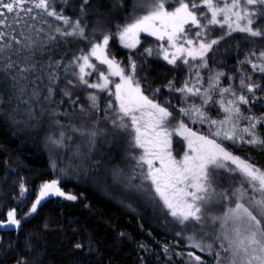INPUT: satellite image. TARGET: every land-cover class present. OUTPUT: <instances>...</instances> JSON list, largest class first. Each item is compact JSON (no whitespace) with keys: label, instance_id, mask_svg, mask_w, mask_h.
<instances>
[{"label":"snow or ice","instance_id":"obj_1","mask_svg":"<svg viewBox=\"0 0 264 264\" xmlns=\"http://www.w3.org/2000/svg\"><path fill=\"white\" fill-rule=\"evenodd\" d=\"M234 33L243 34L249 47L241 59L237 44L236 63L224 71L217 56ZM141 34L159 44L143 47ZM117 42L128 50L127 64L117 59ZM159 61L177 75L159 87L137 78ZM217 64L221 70L212 67ZM248 66L264 80V0H0V118L31 129L34 110L27 107L21 118L22 104L43 96L72 112L78 106L83 120L71 125L73 135L57 120L59 133L46 137L57 152L80 137L71 158L75 167L69 164L71 172L61 174L110 179L165 232L204 254L188 251L186 264H264V167L232 150L264 152V112H253L264 84L253 81ZM101 141L110 149L125 146L127 175L118 164L102 173L106 162L96 155ZM175 143L183 145L180 151ZM30 196L21 180L16 206L0 219V230H20L51 197L78 200L61 179L44 181L20 217ZM2 241L0 235V264H6L14 247ZM139 247L142 264L153 254L159 260L147 244ZM163 252H170L167 241Z\"/></svg>","mask_w":264,"mask_h":264},{"label":"trees","instance_id":"obj_2","mask_svg":"<svg viewBox=\"0 0 264 264\" xmlns=\"http://www.w3.org/2000/svg\"><path fill=\"white\" fill-rule=\"evenodd\" d=\"M151 40V38L142 39L143 47H152L154 44ZM244 40L243 34L234 33L232 38L222 44L217 56V62L224 61L222 70L233 69L237 57L235 51L237 44H240V58H243L244 51L249 47L245 45ZM143 47L140 51H143ZM260 47L261 45L257 44V48ZM76 48V45H72L73 51ZM116 49L119 53L117 59L127 64L128 50L122 49L118 42ZM146 67L149 70L140 72L137 78L142 79L146 76L152 87L165 85L168 79L177 75L170 71V66H166L163 61L151 62ZM212 67L221 70L218 64ZM248 70L254 82L264 84L259 73L252 72L250 66ZM186 74V69L180 73L181 81ZM44 83L46 84L47 81L45 80ZM236 83L238 84L239 81L237 80ZM224 84H227L226 80ZM41 87L43 88L44 85L42 84ZM145 94L151 96L147 83ZM43 95H47L46 90ZM257 95L260 100L253 108V112L259 116L264 112L262 107L264 93L258 92ZM102 96L107 97V93ZM164 98L167 97L162 99ZM25 99L28 97L26 96ZM59 99V95L54 98L56 102ZM105 102L106 100L102 98L101 105L103 106ZM173 103L175 104V101ZM27 107H32L35 115L31 129H25L22 124L15 127L0 118V219H4L6 212L16 206L21 180L31 190V196L28 203L19 211L20 217L28 211L40 184L44 181L61 179L64 189L74 192L78 200L68 202L62 198L51 197L44 202L38 214L22 224L20 230H0V235L3 236L2 243L6 246L11 242L14 247L7 257L6 264H17L22 258L26 260V264H142L141 257L145 252L139 247L141 243L147 244L153 253L159 255V260L155 254L150 255L146 264H182L184 261L176 253L187 250L205 258L198 250L188 248L187 242L175 237L174 233L165 232L150 214L143 213L136 202L123 197L122 189L112 185L110 179L97 182L93 179L78 180L74 175L66 178L61 174V169H70L69 164L72 168L75 167L76 161L71 159V153L80 137H75L71 149L59 152L53 148L47 149L45 141L48 135L59 133L57 120L65 125L64 130L68 135H73L71 125L80 126L83 120V114L78 111V106L77 111L72 112L67 105L58 107L57 103L44 100L42 96L38 101H31L30 105L20 106L18 115L21 118H24ZM61 112L64 115H57ZM215 114L213 110V115ZM50 122L54 125L50 126ZM203 128L206 129V125ZM175 141L180 139L175 138ZM174 147L180 151L182 145L175 143ZM232 150L242 158L250 159L257 166L264 167V152L255 149ZM67 152L69 155H63L62 161L56 156L57 153ZM96 155L98 158L103 155L106 162L102 167L104 174H107L112 164L123 167L126 175L131 169V162L124 159L126 152L123 144L113 145L110 149L108 144L101 141V149ZM110 156L114 159H110ZM53 163L57 164V169H53ZM61 164L63 168L58 169ZM165 241L170 248L168 255L163 252ZM28 242L31 247L27 246ZM76 242L84 244L83 251L74 250ZM169 256L172 257L171 260Z\"/></svg>","mask_w":264,"mask_h":264},{"label":"rangeland","instance_id":"obj_3","mask_svg":"<svg viewBox=\"0 0 264 264\" xmlns=\"http://www.w3.org/2000/svg\"><path fill=\"white\" fill-rule=\"evenodd\" d=\"M144 38H148V39H152L151 40V43H153L154 45L152 46V47H156L158 44H159V41H156L155 40V38L154 37H148V36H146V34H141V40L142 39H144ZM106 70V69H105ZM203 75H205V76H207V73H202ZM96 77L94 76V77H92V79L94 80ZM114 79H116V81L118 82V78H114ZM112 90L114 91V85L112 86ZM112 99L114 100V97H112ZM55 123V122H54ZM52 125H54L53 124V122H50V126H52ZM196 130H201V129H203L204 131H207V128L205 129V128H203V126H201V125H197V127H196V125L195 126H193ZM180 139L179 137H176V139ZM43 142V141H42ZM181 144V143H180ZM45 147H47V149H48V147H49V149L50 148H52V146L49 144V143H47L46 141H45ZM182 145V144H181ZM182 147H183V145H182ZM65 154H68L69 155V153L67 152V153H64V154H61V153H57L56 154V156L59 158V160L60 161H62L63 159L61 158L63 155H65ZM73 154V152L71 153V155ZM180 154H182V152H180ZM60 163H62V162H60ZM59 163V164H60ZM61 168H63V166H62V164L61 165H59V168L58 169H61ZM69 171L70 170H72L71 168L70 169H68ZM61 172V171H60ZM94 181H96V180H94ZM96 183V182H95ZM189 250H187V251H182V252H178V253H184L185 254V256L184 257H181V256H178L180 259H182L184 262L182 263V264H186V253L188 252Z\"/></svg>","mask_w":264,"mask_h":264}]
</instances>
